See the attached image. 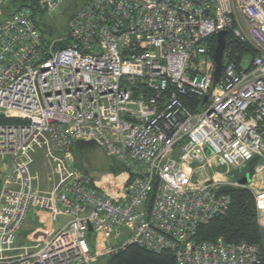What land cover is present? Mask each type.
Segmentation results:
<instances>
[{
    "label": "built area",
    "instance_id": "1",
    "mask_svg": "<svg viewBox=\"0 0 264 264\" xmlns=\"http://www.w3.org/2000/svg\"><path fill=\"white\" fill-rule=\"evenodd\" d=\"M12 1L0 0V115L21 122L0 124V159L13 161L0 169V264H116L131 244L175 264L258 263L255 244L197 234L229 211V188L251 190L262 220L264 0H37L41 20ZM71 1L80 8L56 35L49 22ZM222 31L256 54L240 66L223 57L214 86L210 39ZM79 142L126 171L91 177L77 166ZM255 158L242 185L246 173L232 172ZM32 211L66 221L33 231L34 252L9 254Z\"/></svg>",
    "mask_w": 264,
    "mask_h": 264
},
{
    "label": "trees",
    "instance_id": "2",
    "mask_svg": "<svg viewBox=\"0 0 264 264\" xmlns=\"http://www.w3.org/2000/svg\"><path fill=\"white\" fill-rule=\"evenodd\" d=\"M12 5L16 8L30 7L36 17L40 20L43 19L37 0H13ZM210 41L211 55L213 56L218 44L217 37L213 36ZM255 54L256 50L250 44L240 41L230 32L227 34L224 61L233 60L240 66L245 60H248L247 58L251 59V63ZM184 99L192 107L198 103L197 98L185 97ZM20 122L19 119L5 118L0 115V124H18ZM89 145L94 146L92 143L79 142L75 145V149ZM75 155L77 157V154ZM258 163L259 160L255 158L243 169L244 172L252 176ZM227 191L232 197L229 211L225 215L216 217L208 225L201 226L198 230L197 239L215 240L218 237H222L228 242L245 241L255 244L260 248L261 252V258L256 264H264V227L258 221L253 192L248 188L241 187L229 188ZM112 261L116 264H175L173 254L167 252L157 254L135 244L127 246L118 256L113 257Z\"/></svg>",
    "mask_w": 264,
    "mask_h": 264
},
{
    "label": "rangeland",
    "instance_id": "3",
    "mask_svg": "<svg viewBox=\"0 0 264 264\" xmlns=\"http://www.w3.org/2000/svg\"><path fill=\"white\" fill-rule=\"evenodd\" d=\"M79 4L77 2L71 1L66 2L62 5L55 13L53 14V18L50 20L49 23H53V27L56 29V35L61 34V30L67 29V22L69 19L77 12L79 9ZM54 32V30H53ZM245 65H248L250 62V58H247ZM77 151V153H76ZM75 154H77L76 162L79 169L85 171L91 177L100 180L107 175L111 174L114 176H119L121 173L126 171V167L121 163H118L114 158L110 157L106 154V152L97 145H89L86 147H81L75 149ZM11 167L13 161L11 159L5 160ZM4 160L0 159V169L3 166ZM34 169L38 173L40 177L41 186L44 189L49 188V184L46 182V177L49 175V167L46 165L45 155L42 152H38L35 155V164ZM244 170L234 171L232 175L234 177L239 176L242 174ZM10 175L13 177V169H10ZM66 221L64 217L60 218L59 222L54 224V227H58ZM34 223L33 220V211L29 214V217L24 224L22 230L19 233L17 242L15 244L16 250L10 252L9 254H19L24 252L23 248L29 247L31 248L29 252H34L35 249L32 248L33 244L31 242V232L34 230ZM36 227V226H35ZM115 245H121L123 240H115L113 241ZM92 252L94 253L96 248L91 245Z\"/></svg>",
    "mask_w": 264,
    "mask_h": 264
},
{
    "label": "crops",
    "instance_id": "4",
    "mask_svg": "<svg viewBox=\"0 0 264 264\" xmlns=\"http://www.w3.org/2000/svg\"><path fill=\"white\" fill-rule=\"evenodd\" d=\"M202 173L204 175H208V174L211 173V170L210 169H205ZM253 185H254V188L256 190L264 189V175L258 176L255 179ZM33 220H34V223H36V224H33L34 225V228H33L34 230H32L31 233H33V231L35 232V231H38L40 229H45L47 231H52L51 229L57 230V229H59L61 227V225L60 226L58 225L57 228L54 227V224L50 223L49 215L46 212L33 211ZM259 224L264 227V213L262 214V220L259 221Z\"/></svg>",
    "mask_w": 264,
    "mask_h": 264
},
{
    "label": "water",
    "instance_id": "5",
    "mask_svg": "<svg viewBox=\"0 0 264 264\" xmlns=\"http://www.w3.org/2000/svg\"><path fill=\"white\" fill-rule=\"evenodd\" d=\"M226 36H227V32L226 31H222L219 32L217 34V40H218V44L215 50V53L213 55L215 64H216V71H215V77H214V86L216 85V83L218 82L220 75L222 73L223 70V57H224V51L226 49ZM208 98L206 97L205 100H207ZM208 151V150H207ZM251 181V177L249 174H246L242 179L239 180V182L242 185H247L249 184ZM0 184H1V179H0ZM89 230L92 231V227H89Z\"/></svg>",
    "mask_w": 264,
    "mask_h": 264
},
{
    "label": "bare ground",
    "instance_id": "6",
    "mask_svg": "<svg viewBox=\"0 0 264 264\" xmlns=\"http://www.w3.org/2000/svg\"><path fill=\"white\" fill-rule=\"evenodd\" d=\"M10 120V119H9ZM15 122V121H14ZM17 123V122H16Z\"/></svg>",
    "mask_w": 264,
    "mask_h": 264
}]
</instances>
